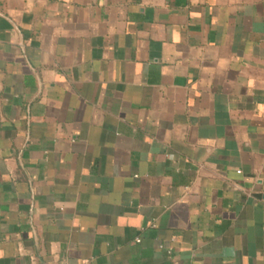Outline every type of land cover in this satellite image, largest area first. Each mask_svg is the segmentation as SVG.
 Wrapping results in <instances>:
<instances>
[{
  "label": "crops",
  "instance_id": "0c3cea01",
  "mask_svg": "<svg viewBox=\"0 0 264 264\" xmlns=\"http://www.w3.org/2000/svg\"><path fill=\"white\" fill-rule=\"evenodd\" d=\"M0 264H264V0H0Z\"/></svg>",
  "mask_w": 264,
  "mask_h": 264
},
{
  "label": "built area",
  "instance_id": "2783aa9c",
  "mask_svg": "<svg viewBox=\"0 0 264 264\" xmlns=\"http://www.w3.org/2000/svg\"><path fill=\"white\" fill-rule=\"evenodd\" d=\"M161 246V245H160Z\"/></svg>",
  "mask_w": 264,
  "mask_h": 264
}]
</instances>
